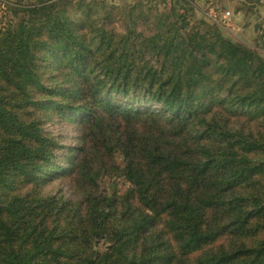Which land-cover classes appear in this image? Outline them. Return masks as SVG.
Returning <instances> with one entry per match:
<instances>
[{"label":"trees","instance_id":"obj_1","mask_svg":"<svg viewBox=\"0 0 264 264\" xmlns=\"http://www.w3.org/2000/svg\"><path fill=\"white\" fill-rule=\"evenodd\" d=\"M104 5L0 29V264H264V57L188 9L123 6L116 32ZM52 118L78 128L62 156Z\"/></svg>","mask_w":264,"mask_h":264},{"label":"rangeland","instance_id":"obj_2","mask_svg":"<svg viewBox=\"0 0 264 264\" xmlns=\"http://www.w3.org/2000/svg\"><path fill=\"white\" fill-rule=\"evenodd\" d=\"M46 1L56 0H0V29H4L7 25L16 22V16H14V10L20 9L23 6L33 5L34 3H43ZM83 3V5H90L92 18L97 21L98 17L102 13L101 4H105V11L111 12V18L107 28L113 29L116 32L123 31L122 25L119 21L120 9L123 6H135L141 4L143 10L150 9L151 13L154 12H166L170 13L173 9V15L175 13H182L184 9H188L186 13V23L189 27L192 26L197 20H204L208 24H213L212 20L208 18L209 13H213L216 19L224 11H227V5L225 0H74V3ZM245 7L255 9L256 22L254 25H260L259 30L253 32L251 29L243 32L231 19L232 25L230 28H223L222 30L229 35L232 39L238 41H245L246 46L257 52L264 57V0H245ZM190 7L192 10H189ZM119 11V12H118ZM254 9L252 11V14ZM174 17V16H173ZM98 23H100L98 21ZM105 23V25H107ZM147 25H139L137 30H142L145 33H151L153 31L151 22H147ZM220 26V25H219ZM188 27V28H189ZM42 129L44 133L53 136L57 139L59 145L62 147L58 152L59 156H62L68 149L77 146L78 144V128L70 121L61 120L58 121L55 118L47 121L43 124ZM115 161L119 165L121 164V158L118 154L115 155ZM100 191L111 195L113 193L122 194L127 188L128 184L122 178L104 177L99 181ZM47 190L55 193L65 195L67 198L72 196L71 191L61 181L54 182L51 186L47 187ZM98 249H102L103 245L98 244Z\"/></svg>","mask_w":264,"mask_h":264},{"label":"crops","instance_id":"obj_3","mask_svg":"<svg viewBox=\"0 0 264 264\" xmlns=\"http://www.w3.org/2000/svg\"><path fill=\"white\" fill-rule=\"evenodd\" d=\"M227 8L226 10L230 12L231 19L233 22L240 28L241 31L245 32L248 29L252 30L253 32H256L259 30L260 25H254V22H256V14H255V8L254 12L252 14L253 9H250V12L248 10V7H245V0H225ZM243 44H245V41H240ZM247 45V44H245Z\"/></svg>","mask_w":264,"mask_h":264},{"label":"built area","instance_id":"obj_4","mask_svg":"<svg viewBox=\"0 0 264 264\" xmlns=\"http://www.w3.org/2000/svg\"><path fill=\"white\" fill-rule=\"evenodd\" d=\"M217 16H215L213 13L208 14V18L212 20L213 23L222 26L223 28L227 27L230 28L232 25L231 22V14L229 11H224L220 14V16L216 19Z\"/></svg>","mask_w":264,"mask_h":264}]
</instances>
